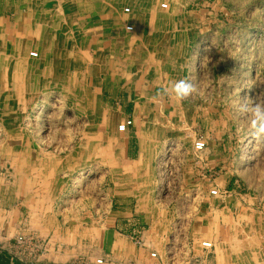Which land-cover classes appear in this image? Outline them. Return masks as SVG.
<instances>
[{
    "label": "crops",
    "instance_id": "0c3cea01",
    "mask_svg": "<svg viewBox=\"0 0 264 264\" xmlns=\"http://www.w3.org/2000/svg\"><path fill=\"white\" fill-rule=\"evenodd\" d=\"M198 4L0 0L1 53L7 56L13 38L12 49L26 61L27 40L37 41V57L49 64L61 57L66 75L72 67L79 74V103L96 112V154L85 168V177L95 172L94 196L75 195L82 203L65 208L66 224L53 229L54 234H79L75 242L53 236L45 243L31 227L16 236L15 217L16 225L26 226L29 220L9 211L0 195V264H264V244L241 239L246 218L254 225L259 218L257 230L263 236L264 217L245 204L249 196L235 167L231 134L195 128L191 106L163 94L188 72ZM19 40H25L23 48L17 47ZM60 43L66 46L63 51L57 48ZM200 135L206 146L197 151ZM41 199L31 197V202ZM19 235L37 248L44 245L46 257L23 252ZM205 240L213 246L205 248Z\"/></svg>",
    "mask_w": 264,
    "mask_h": 264
},
{
    "label": "rangeland",
    "instance_id": "374dc122",
    "mask_svg": "<svg viewBox=\"0 0 264 264\" xmlns=\"http://www.w3.org/2000/svg\"><path fill=\"white\" fill-rule=\"evenodd\" d=\"M193 1L199 3L193 13L199 24L184 79L197 91L185 103L196 116L195 128L229 131L237 150L235 167L249 196L245 204L264 217V136L251 135V112L245 110L264 105V0ZM24 42H16L17 47L23 48ZM26 43V61L11 45L7 56L0 50V195L9 211H19L29 220L26 226L16 225L15 217L16 236L31 227L45 243L53 236L75 242L79 234H54L53 229L57 225L59 230L67 220L65 208L80 206L78 195L94 196L95 172L85 177V168L96 154V112L94 106L79 103L83 90L73 67L66 75L61 57L51 58L49 64L37 57V41ZM57 48L63 51L66 46L60 43ZM32 50H37L36 56L29 53ZM55 68L62 72L52 73ZM31 197L42 199L31 202ZM259 222L258 217L255 225L246 218L243 243L264 244ZM47 252L43 245L32 257H46Z\"/></svg>",
    "mask_w": 264,
    "mask_h": 264
},
{
    "label": "clouds",
    "instance_id": "9594fccd",
    "mask_svg": "<svg viewBox=\"0 0 264 264\" xmlns=\"http://www.w3.org/2000/svg\"><path fill=\"white\" fill-rule=\"evenodd\" d=\"M196 86L188 80L181 79L175 81L170 87L163 89L164 95L174 96L177 101H184L189 99L194 93H196ZM251 112L250 120V133L254 137L264 136V105L254 104L250 108H246ZM238 132L241 131L240 128L237 129ZM197 149H202L204 145L202 143H197L195 145Z\"/></svg>",
    "mask_w": 264,
    "mask_h": 264
},
{
    "label": "built area",
    "instance_id": "2783aa9c",
    "mask_svg": "<svg viewBox=\"0 0 264 264\" xmlns=\"http://www.w3.org/2000/svg\"><path fill=\"white\" fill-rule=\"evenodd\" d=\"M162 7H167V4L166 3H163L162 4ZM129 8H125V12H129ZM127 28L128 29H132V26L131 25H129V26H127ZM32 55H34V56H36V54H32ZM132 121L131 120H127V123L128 124H130ZM197 143H202L203 145H204V147L202 148V149H204L205 148V146H206V142H205V140L204 139H202V138H199V139H197L196 141H195V145L197 144ZM195 149L197 150V151H200V150H202V149H197L196 147H195ZM160 172H161V175H164L163 174V166L162 165H160ZM211 193L212 194H217V189H213V190H211ZM18 241H19V247H20V249L23 251V252H27V253H33L32 255H35L36 253H35V250H37V249H39V248H37V245L36 244H34L33 242H32V244H31V242H30V239H28L27 237H25L24 235H19L18 236ZM137 243H141V240H137ZM201 244L205 247V248H211L212 246H213V243L211 242V241H209V240H205V241H202L201 242ZM41 248V247H40ZM151 256L152 257H157V252H155V251H153V252H151ZM98 262H102V260L101 259H99L98 260Z\"/></svg>",
    "mask_w": 264,
    "mask_h": 264
},
{
    "label": "bare ground",
    "instance_id": "6f19581e",
    "mask_svg": "<svg viewBox=\"0 0 264 264\" xmlns=\"http://www.w3.org/2000/svg\"><path fill=\"white\" fill-rule=\"evenodd\" d=\"M36 18V17H35ZM39 20V19H38ZM47 24V23H46ZM5 29V28H4ZM14 35V34H13ZM10 37V36H9ZM13 37V36H12ZM11 39H13V38H11ZM3 39L0 37V42H1V44H0V48H3L4 46V44H3V41H2ZM9 45H11V47H13V43H10V42H8L7 43V49H9ZM50 45V44H49ZM14 46H16V45H14ZM1 50V49H0ZM3 51V50H2ZM18 52V51H17ZM31 54H33V53H36L37 54V52H36V50H32L31 52H30ZM18 54V53H17ZM14 56V55H13ZM5 66V65H4ZM3 67V66H2ZM6 76V75H5ZM14 93V92H13ZM22 130V129H21ZM23 132V131H22ZM16 133V132H15ZM20 133V132H19ZM16 135V134H15ZM19 135V134H18Z\"/></svg>",
    "mask_w": 264,
    "mask_h": 264
}]
</instances>
